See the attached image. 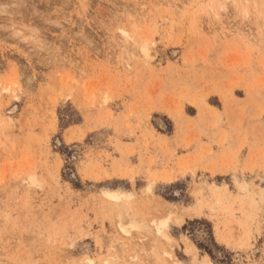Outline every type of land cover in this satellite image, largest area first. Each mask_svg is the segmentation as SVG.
Segmentation results:
<instances>
[{
	"label": "rangeland",
	"instance_id": "374dc122",
	"mask_svg": "<svg viewBox=\"0 0 264 264\" xmlns=\"http://www.w3.org/2000/svg\"><path fill=\"white\" fill-rule=\"evenodd\" d=\"M0 5V264H264V0Z\"/></svg>",
	"mask_w": 264,
	"mask_h": 264
},
{
	"label": "bare ground",
	"instance_id": "6f19581e",
	"mask_svg": "<svg viewBox=\"0 0 264 264\" xmlns=\"http://www.w3.org/2000/svg\"><path fill=\"white\" fill-rule=\"evenodd\" d=\"M0 7H1L0 12L4 13L3 11H7L5 8L3 9L1 5H0ZM0 14H1V13H0ZM0 16H1V15H0ZM8 16H9V15H8ZM7 19H8V21H9L8 26H7V25H2V28H4V30H5L6 28H10V29H11V34L18 35L19 33H21L20 36H23V37H24V36H25V34H24L25 32H24V31L21 32L19 29H17V27H18L17 24H18V23H14V21H12L13 18H6V20H7ZM19 25H22V23H19ZM0 26H1V25H0ZM29 27H30V26H29ZM19 28H20V27H19ZM31 28H32V27H31ZM32 29H33V28H32ZM32 29H30V30H28V31L31 33V32L33 31ZM35 30H36V29H35ZM35 30H34V31H35ZM34 31H33V32H34ZM125 35H126V34H125ZM29 36H30V35H29ZM126 36L128 37V39L126 38L124 41H126V42H128V43H131V41H130V40H131V36H129V35H126ZM24 39H26V38H24ZM31 39H32L31 41H32L33 43L36 42V43L34 44V45H36V46H37L38 44H40V42H41L40 39H39V35H37L36 31H35V37L33 36V38H31ZM42 41H43V40H42ZM43 42H44V41H43ZM43 42H41V43H43ZM142 42H143V43L140 44V45H141L140 47H142V48H146L145 46H146V43H147V42H144V41H142ZM40 45H41V44H40ZM40 45H39V47H40ZM43 45H44V44H43ZM43 45H42V46H43ZM42 46H41L40 48H43ZM39 47H38V48H39ZM44 48H46V47H44ZM46 49H47V48H46ZM43 50H44V49H43ZM44 51H46V50H44ZM151 202H152V201H151ZM154 203H155V202H154ZM157 203H158V202H156V205H157ZM154 205H155V204H154ZM152 206H153V202H152ZM153 207H155V206H153ZM172 218H173V217H172ZM175 218H176V217H175ZM177 219H179V218H177ZM175 221H176V220H175ZM164 222H165V221H164ZM177 222H178V221H177ZM157 224H158V223H157ZM160 229H161V228H160ZM159 232H160L159 234H161L162 231H159ZM163 233H164V231H163ZM163 233H162V234H163ZM162 234H161V235H162ZM166 234H167V232H166ZM158 237H159V236H158ZM169 254H171V253H169ZM166 255H167V254H166ZM161 257H162V256H161ZM171 257H172V256H170V258H171ZM172 259H173V258H172ZM209 264H210V263H209Z\"/></svg>",
	"mask_w": 264,
	"mask_h": 264
}]
</instances>
